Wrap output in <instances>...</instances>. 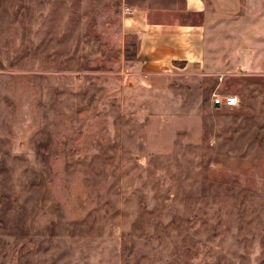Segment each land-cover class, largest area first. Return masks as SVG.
I'll return each mask as SVG.
<instances>
[{
    "label": "rangeland",
    "instance_id": "obj_1",
    "mask_svg": "<svg viewBox=\"0 0 264 264\" xmlns=\"http://www.w3.org/2000/svg\"><path fill=\"white\" fill-rule=\"evenodd\" d=\"M138 11L199 21L0 0V264H264V44L212 29L201 63L148 71Z\"/></svg>",
    "mask_w": 264,
    "mask_h": 264
},
{
    "label": "crops",
    "instance_id": "obj_2",
    "mask_svg": "<svg viewBox=\"0 0 264 264\" xmlns=\"http://www.w3.org/2000/svg\"><path fill=\"white\" fill-rule=\"evenodd\" d=\"M180 1L187 14L199 16L198 22L149 21L143 11L130 17L127 24L138 35L136 60L142 68L160 70L172 66L174 61H185L186 65L201 63L212 29L220 43L224 42V30L230 28L232 44H264V0ZM262 50L260 56L251 57L246 51L244 59L262 60L264 64Z\"/></svg>",
    "mask_w": 264,
    "mask_h": 264
},
{
    "label": "built area",
    "instance_id": "obj_3",
    "mask_svg": "<svg viewBox=\"0 0 264 264\" xmlns=\"http://www.w3.org/2000/svg\"><path fill=\"white\" fill-rule=\"evenodd\" d=\"M221 99L222 98H215L214 102L217 104H221ZM224 99H225V104L228 106L237 104L236 96L229 95V96H226Z\"/></svg>",
    "mask_w": 264,
    "mask_h": 264
},
{
    "label": "water",
    "instance_id": "obj_4",
    "mask_svg": "<svg viewBox=\"0 0 264 264\" xmlns=\"http://www.w3.org/2000/svg\"><path fill=\"white\" fill-rule=\"evenodd\" d=\"M215 106H219V104H215Z\"/></svg>",
    "mask_w": 264,
    "mask_h": 264
}]
</instances>
